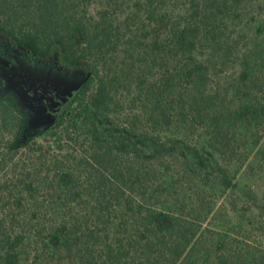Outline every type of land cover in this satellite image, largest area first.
Segmentation results:
<instances>
[{"label": "trees", "instance_id": "1", "mask_svg": "<svg viewBox=\"0 0 264 264\" xmlns=\"http://www.w3.org/2000/svg\"><path fill=\"white\" fill-rule=\"evenodd\" d=\"M2 42L89 73L41 139L0 88V264H264V0H0Z\"/></svg>", "mask_w": 264, "mask_h": 264}, {"label": "rangeland", "instance_id": "2", "mask_svg": "<svg viewBox=\"0 0 264 264\" xmlns=\"http://www.w3.org/2000/svg\"><path fill=\"white\" fill-rule=\"evenodd\" d=\"M32 64L26 62L23 49L4 42L0 45L1 93L3 96H12L20 108L28 113L29 121L25 130L26 135L23 137L41 139L44 137V130L53 122L52 108L57 107L68 94L82 86L89 69L86 65L78 69L65 67L58 50L47 59H38ZM261 158L264 159V152L261 153ZM262 175V177L259 175L258 180L251 179L252 183L257 180L259 187L261 184L260 199L264 200V173ZM245 210L247 207L243 208V211ZM248 221L247 219L246 222ZM257 221L252 223L255 224ZM223 222L224 217L221 215L216 224ZM258 225L252 227V231L248 233L246 230L251 229H236L239 232L235 237L237 242L242 245L244 238H248L252 247L259 251L264 250V230H260Z\"/></svg>", "mask_w": 264, "mask_h": 264}, {"label": "water", "instance_id": "3", "mask_svg": "<svg viewBox=\"0 0 264 264\" xmlns=\"http://www.w3.org/2000/svg\"><path fill=\"white\" fill-rule=\"evenodd\" d=\"M49 118V117H48Z\"/></svg>", "mask_w": 264, "mask_h": 264}]
</instances>
